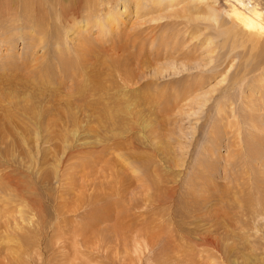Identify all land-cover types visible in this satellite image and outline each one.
Masks as SVG:
<instances>
[{
  "label": "rangeland",
  "instance_id": "1",
  "mask_svg": "<svg viewBox=\"0 0 264 264\" xmlns=\"http://www.w3.org/2000/svg\"><path fill=\"white\" fill-rule=\"evenodd\" d=\"M19 1L18 8L9 4L19 14L54 2L66 5L68 15L81 10L59 37L48 26L46 40H39L26 20L21 31L0 33V76H6L0 93L8 95L0 96V165L22 180L37 177L44 196L40 219L25 203L6 211L0 197L3 256L16 253L14 235L21 232L26 238L31 233L36 245L43 242L32 245L29 264H264V207L253 220L254 186H264V164L247 159V165L240 157L251 138L241 118L248 104L264 132V97L251 89L264 79V27L245 28L233 15H250L253 2L264 15V0H32L31 11ZM86 9L96 17H87ZM111 14L116 19L106 29ZM49 17L45 25H59ZM70 69L82 72L74 76ZM37 71L52 78L46 82ZM125 71L130 81H122ZM242 78L249 86L243 106L246 85L235 86ZM55 79L58 84L51 83ZM97 107L106 112H92ZM49 121L58 125L49 127ZM114 139L123 143L118 151L110 148ZM146 172L158 185L138 181ZM253 174L256 181H243ZM26 221L39 228L30 230ZM194 230L212 232L222 250L195 242Z\"/></svg>",
  "mask_w": 264,
  "mask_h": 264
},
{
  "label": "bare ground",
  "instance_id": "2",
  "mask_svg": "<svg viewBox=\"0 0 264 264\" xmlns=\"http://www.w3.org/2000/svg\"><path fill=\"white\" fill-rule=\"evenodd\" d=\"M15 2L16 3V7L18 8V6L20 5V1L19 0H0V33L2 34V36H3V34H9L12 30H18V31H21L22 29H24V27H23V23H21L20 24V22H22V20H26L27 22H29L31 25L29 26V31H31V32H35V31H39L40 32V35H41V39H39V40H46V36L48 35V34H46L47 33V29H49V27L48 26H51V33H53V34H55L57 37H59L61 34H66V33H68V29H69V26H70V20L71 19H73L74 18V16H76L77 15V13H78V11H80L81 10V8H77V11H76V15H74V14H72V15H68V14H70L72 11L66 6V5H64L63 3H61V2H54V5H52L51 7H49V5L47 6V8H46V6L44 5V6H40L37 10H36V4L35 3H33V1L32 0H22V3H23V7L26 9V10H29V11H31V9L32 10H36V12H27V11H25V12H23L22 14H19V13H17V11L16 10H13L12 11V9L11 8H9L10 6H9V4H11L12 2ZM35 2H36V0H35ZM44 2V1H43ZM42 2V3H43ZM49 2V4H50V1H47V3ZM142 2V1H141ZM14 4V3H13ZM61 4H63L65 7H63V6H61ZM264 5V4H263ZM13 6V5H12ZM21 6H22V4H21ZM20 6V7H21ZM38 6V5H37ZM73 6V5H72ZM250 6V5H249ZM252 11L251 12H249L250 13V15H246V12H240V10L239 11H234V16L241 22V24L245 27V28H250L251 30L254 28L255 29V27H257L258 25L259 26H261V27H264V15H263V10L262 9H260L258 6V4H256V3H252ZM4 7V8H3ZM14 7V6H13ZM49 7V8H48ZM88 7V6H87ZM125 7V6H124ZM137 8V7H136ZM14 9H15V7H14ZM50 9H53V10H51L52 11V14H50ZM67 9H68V13L66 12L67 11ZM212 9V8H211ZM18 10V9H17ZM22 10V9H21ZM86 11H87V17L89 16V17H96V15L95 14H91V12L89 11V10H87L86 9ZM212 13H213V15H214V17H217V14H216V12H215V10H210ZM19 12H20V10H19ZM22 12V11H21ZM74 12V11H73ZM32 13H36V14H34V15H32ZM47 16H50L52 19H54L55 20V22L56 23H58L59 25L61 24V26H59V25H54L55 23H53V25H52V22H49L47 25H45L44 23H43V21H44V19H43V17H46L47 18ZM98 16V15H97ZM117 16V15H116ZM119 16V15H118ZM48 18L49 20L51 19V18ZM120 17V16H119ZM118 17V18H119ZM5 18V19H4ZM45 18V19H46ZM77 18V17H76ZM117 18V19H118ZM39 19V20H38ZM115 20L116 18L114 17V15L113 14H111L110 16H108V18L106 19V21L104 22V24H105V26L107 27L106 29H109V27L107 26V24L108 23H111L112 24V20ZM64 22H63V21ZM94 20H97L96 18H94ZM51 21V20H50ZM103 21V20H102ZM114 23V22H113ZM104 24H102V22L100 23V26L101 27H103V25ZM116 24V23H115ZM97 25L99 26V23H97ZM113 27V26H112ZM70 28H72V27H70ZM105 28V27H104ZM113 29V28H112ZM221 29V28H220ZM253 29V30H254ZM61 30H62V32H61ZM99 30H100V28H99ZM218 30V29H217ZM263 30V29H262ZM70 31H71V29H70ZM77 31V27H76V29H75V32ZM102 31V30H101ZM46 32V33H45ZM79 32V31H78ZM78 32H76V33H78ZM258 32V31H257ZM264 32V31H263ZM61 33V34H60ZM261 33H262V31H261ZM1 34H0V42H2V40H1ZM33 34V33H32ZM60 34V35H59ZM264 34V33H263ZM67 35H69V34H67ZM64 37H66V35H64ZM57 39V38H56ZM80 39V38H79ZM62 41V40H61ZM45 42H47V41H45ZM135 42V41H134ZM61 43V42H60ZM67 43H69V41H66L65 42V46H66V48H67ZM257 43H258V41H257ZM13 44V43H12ZM32 44V43H31ZM64 44V43H63ZM62 44V46H64ZM57 45V44H56ZM35 46V45H34ZM58 46H59V44H58ZM243 46V45H242ZM36 47V46H35ZM34 47V48H35ZM60 47V46H59ZM79 47V46H78ZM82 47V46H81ZM88 47V46H87ZM89 47H91V46H89ZM86 48V47H85ZM2 48L0 47V50H1ZM70 49V48H69ZM88 48H86V50H87ZM4 50V49H3ZM60 50V49H59ZM78 50V49H77ZM70 51V50H69ZM81 51V50H80ZM63 52V51H62ZM76 52V51H75ZM82 52V51H81ZM84 53V52H83ZM63 54V53H62ZM73 55V54H72ZM65 56V55H64ZM61 59H60V63H59V65L61 66V70H64L65 68H67V66L69 65V64H67L66 65V61H64V57H63V55H61V57H60ZM25 59V58H24ZM69 60V59H68ZM83 60V59H82ZM74 63H75V61H74ZM121 64V63H120ZM119 64V66H121ZM26 65V64H25ZM70 65H71V63H70ZM34 66H35V63H34ZM31 67H33V66H31ZM48 67V66H47ZM78 67V66H77ZM10 68H12V67H10ZM83 68V67H82ZM22 69V68H21ZM30 69V68H29ZM31 70V69H30ZM29 70V74H30V71ZM33 70V69H32ZM66 70H68V69H66ZM66 70H64V71H66ZM71 70H73V69H70V71ZM36 71V70H35ZM46 71V70H45ZM77 71H80L79 69H77L76 71H72L73 73H74V76H76L75 75V72H77ZM7 72H9V71H7ZM57 72V71H56ZM59 72H62V74L63 75H66L65 74V72L63 73V71H60L59 70ZM71 72V73H72ZM80 72H82V71H80ZM79 72V73H80ZM132 72V71H131ZM37 73H39L38 74V76L39 75H41V73L42 72H38L37 71ZM47 73V72H46ZM50 73H51V71H50ZM68 74H69V72H67ZM84 73V72H83ZM14 74V73H13ZM53 74V73H52ZM77 74V73H76ZM82 74V73H81ZM73 75V74H72ZM121 75V79H122V81L123 82H126V81H130L131 80V77H132V74L129 72V71H125L124 73H121L120 74ZM18 76V75H17ZM35 76L37 77V75H36V73H35ZM70 76V75H69ZM80 76V74L77 76V78H80L79 77ZM36 77H34V79L36 78ZM41 78H44L45 79V81L48 79H51L50 78V76L49 75H47V74H45V73H43V76L41 75L40 76ZM61 76H58L57 78H60ZM85 77V76H84ZM5 78H6V76H5V74L3 73L1 76H0V85L2 84V81L3 80H5ZM32 78V77H31ZM39 78V77H38ZM70 78V77H69ZM73 78V77H72ZM134 78V77H133ZM9 79H11V78H9ZM16 79V78H15ZM14 79V80H15ZM30 79V78H29ZM19 80V79H18ZM39 80H40V78H39ZM56 80V81H55ZM54 81L55 82H51V83H57V79H55ZM244 80L245 79H240L239 80V82L237 83V84H235V86H239V87H241L242 85H246V83L244 82ZM30 81V80H29ZM64 81V80H63ZM62 81V82H63ZM65 81H68V77H67V79H65ZM71 81H74V79H72ZM263 81V83H264V79H260V80H258L256 83H255V87H253V85L251 86L249 83V85L251 86V89L252 88H255V90H258V91H260L259 92V97H264V86H262V87H260V86H258V82H262ZM35 82V81H34ZM42 82V81H41ZM47 82V81H46ZM131 82H133V81H131ZM6 83V82H5ZM27 83H28V81H27ZM44 83V82H43ZM42 83V84H43ZM50 83V81H49V84H51ZM130 83V82H129ZM254 83V82H253ZM262 83V84H263ZM7 84H9V83H7ZM20 84H22V83H20ZM24 84H26V83H24ZM58 84V83H57ZM234 84V83H233ZM31 85V84H30ZM29 85V86H30ZM46 84H44V85H42V86H45ZM13 86V85H12ZM97 86V85H96ZM234 86V87H235ZM2 87V86H1ZM14 87V86H13ZM21 87V86H20ZM27 87H28V85H27ZM49 87H51V85L49 86ZM80 87H82V86H80ZM79 87V88H80ZM247 87H249V86H245L244 88H242L241 89V97H242V99H241V106H243V102H244V100H246L245 98H246V96L244 95V92L246 91V88ZM43 88V87H42ZM258 88V89H257ZM263 88V89H262ZM93 89V88H92ZM1 90V89H0ZM31 90H32V86H31ZM56 90V89H55ZM18 91V90H17ZM46 92V91H45ZM53 92H55V91H53ZM251 92V91H250ZM87 93V92H86ZM106 93H108V92H106ZM83 94H85V93H83ZM110 94V93H109ZM7 94H3V95H1V93H0V96H2L3 98H5V100L6 99H8L7 98V96H6ZM15 95V94H14ZM86 95V94H85ZM84 95V96H85ZM88 95V94H87ZM20 96V95H19ZM83 96V95H82ZM245 96V97H244ZM252 96V95H251ZM89 97V96H88ZM256 98V97H255ZM88 99V98H87ZM256 99H259V98H256ZM1 100H2V98H1ZM84 100H86V98H84ZM90 100V99H89ZM231 99H229V100H227V101H230ZM253 100V99H252ZM10 101V100H9ZM19 101V100H18ZM254 101V100H253ZM256 101V100H255ZM5 102V101H4ZM7 102V101H6ZM11 102V101H10ZM86 102H87V100H86ZM97 102H100V101H97ZM96 102V103H97ZM88 103V102H87ZM249 103V102H248ZM251 103H252V101H251ZM250 103V104H251ZM1 104V103H0ZM7 104V103H6ZM10 104V103H9ZM89 104V103H88ZM220 104V103H219ZM227 104V102H225V105ZM245 104V103H244ZM253 104V103H252ZM16 105H18V104H16ZM15 105V106H16ZM22 105V104H21ZM90 105V104H89ZM224 105V106H225ZM249 105V104H248ZM245 106L246 107V112L248 111V113H246V114H244V115H242L241 116V118H243L244 119V122L247 124V125H249V127L248 128H246V133H250L249 135L251 136V138L249 137V139H247V147H248V145H252L251 147H250V150L246 147L245 148V150L244 151H240L242 154L240 155V157H241V160H245V164H247V161H249V163L248 164H252L253 163V165L255 164V163H261V164H264V132L262 131V130H259L258 129V126H259V121H257L256 120V116L258 115L257 113V111L254 113V108H252V107H249V106ZM14 106V105H13ZM18 106H20V103H19V105ZM9 107V106H8ZM7 107V108H8ZM58 107V106H57ZM83 107H86V106H83ZM83 107H82V109H83ZM255 107H256V104H255ZM258 107V106H257ZM29 108V107H28ZM36 108V107H35ZM68 108H70V110H71V107H68ZM238 108V107H237ZM29 109H31V108H29ZM161 109V111H162V108H160ZM225 109V108H224ZM239 109H240V107H239ZM245 109V108H244ZM243 109V110H244ZM257 109V108H256ZM7 110V109H6ZM9 110V109H8ZM67 110V109H66ZM66 110H64V112L66 111ZM91 110H92V108H91ZM226 110V109H225ZM18 112L17 113H19L20 114V110H17ZM27 111H28V109H27ZM55 111V110H54ZM63 111V110H62ZM82 111H84V112H86L85 111V109H83ZM100 111H103L104 113L106 112V109H105V107H97L94 111H92V112H94V113H98V112H100ZM239 111V110H238ZM260 111V110H259ZM31 112H33V114H34V112L35 111H31ZM39 112V111H38ZM68 112H69V110H68ZM68 112H66V114L68 113ZM16 113V112H15ZM36 113H37V111H36ZM40 113H42V112H40ZM91 113V112H90ZM9 114H10V117H12V114H11V112H9ZM24 114H25V112H24ZM39 114V113H38ZM36 115V116H39V115ZM57 114H59V113H57ZM56 114V118H58L59 117V115H57ZM85 114H87V112L85 113ZM29 115H31V114H29ZM35 115V114H34ZM42 115V114H41ZM60 115H62V114H60ZM63 115H65V113H63ZM63 115H62V117H63ZM88 115H90L89 113H88ZM6 116V115H5ZM27 116H28V114H27ZM112 116V115H111ZM259 116V115H258ZM17 117V116H16ZM53 117V116H52ZM61 117V116H60ZM59 117V118H60ZM69 117V116H68ZM110 117V116H109ZM19 118V117H18ZM18 118H14V119H17L18 120ZM41 118V117H40ZM58 118V119H59ZM99 118H100V116H99ZM103 118H105V117H103ZM108 118V117H107ZM33 119V118H32ZM34 119H35V117H34ZM37 119H39V118H37ZM50 119V118H49ZM48 119V120H49ZM51 119H54V118H51ZM63 119V118H62ZM64 119H67L66 117H64ZM101 119V118H100ZM106 119V118H105ZM113 119V118H112ZM60 120H61V118H60ZM69 121H70V124H73V123H71L72 121V119L70 120V118L68 119ZM158 120V119H157ZM248 120V121H247ZM65 121V120H64ZM102 121V120H101ZM115 121V120H114ZM74 122H76V120L74 121ZM98 122H99V120H98ZM116 122V121H115ZM100 123V122H99ZM105 123V122H104ZM108 123V122H107ZM46 124H47V122H46ZM64 124V123H63ZM75 124V125H74ZM73 125L74 126H77L76 125V123H74ZM109 124H110V122H109ZM262 124V123H261ZM52 125L54 126V127H56L57 125H56V122L55 121H49L48 122V126L49 127H52ZM97 125H99L98 123H97ZM101 125L102 124H100V128H102L101 127ZM110 126V125H109ZM243 126V125H242ZM62 127L64 128L65 126H63L62 125ZM98 127V128H99ZM104 127V126H103ZM113 127V126H112ZM61 128V127H60ZM97 128V127H96ZM99 128V129H100ZM49 129V128H48ZM105 129V128H104ZM118 129V128H117ZM135 129V128H134ZM26 130V129H25ZM61 130V129H60ZM92 130H93V128H92ZM103 130V129H102ZM152 130V129H151ZM264 130V129H263ZM52 131V130H51ZM240 131V130H239ZM122 132V131H121ZM128 132V131H127ZM156 132V131H155ZM158 132V131H157ZM13 134V133H12ZM120 134V133H119ZM122 134V133H121ZM51 135V134H50ZM50 135L48 136L49 138H47L46 139V142H50V139L52 138V137H50ZM156 135V134H155ZM52 136V135H51ZM130 137V136H129ZM117 139V138H116ZM126 139V138H125ZM115 140V139H114ZM240 141V140H239ZM129 142H131V140L129 141ZM234 142H237L236 144H239L238 143V141H234ZM123 144V143H122ZM121 141H116L115 140V142H113V146H109L110 148H113V149H115L116 148V150L118 151V149H120V148H122L121 147ZM131 144V143H130ZM130 146V145H129ZM245 146V145H244ZM128 147V146H127ZM105 148V147H104ZM154 149V148H153ZM153 149H152V151H153ZM115 150V151H116ZM122 150V149H121ZM102 151H103V148H102ZM104 151H106V150H104ZM143 151V150H142ZM111 152V151H110ZM130 152V151H129ZM88 154L89 152H85V154ZM29 154V153H28ZM166 154V153H165ZM213 155V154H212ZM106 156H108V155H106ZM158 156V155H157ZM209 156H211V155H209ZM145 157V156H144ZM0 158H2V156H0ZM131 158V157H130ZM133 158V157H132ZM142 158H143V155H142ZM152 158V157H151ZM248 159V160H247ZM9 160V159H8ZM82 160H84V158L82 159ZM136 160V159H135ZM150 160V159H149ZM247 160V161H246ZM85 161V160H84ZM137 161H138V158H137ZM146 161L148 162V160L146 159ZM155 161V160H154ZM100 162V161H99ZM136 162V161H135ZM135 162H134V164H135ZM139 163V162H138ZM150 163V162H149ZM3 164V163H2ZM247 164V165H248ZM234 165H236V164H234ZM243 165V164H242ZM73 166V165H72ZM144 166V165H143ZM246 166V165H245ZM137 167V166H136ZM3 168V165H0V197H3V201H4V204H2L1 205V207L2 208H4L6 211H11V210H13L14 208V205L13 204H15V203H17V204H27L28 206H29V208H30V210L29 211H27V212H30V213H32L31 215H33V216H39L40 215V213H38L39 215H37V212H38V210H39V208L43 205V203H42V198H44V196H43V193L41 192V191H39L38 190V184L37 183H34V182H36V178L37 177H30L31 179H28V176H27V180H22V178H19L17 175H14V174H11V173H5V169H2ZM145 168V167H144ZM260 168V167H259ZM137 169V168H136ZM241 169H242V167H241ZM137 170H139V169H137ZM146 170V169H145ZM156 170V168H154V171ZM243 170V169H242ZM264 170V169H263ZM136 171V170H135ZM140 171V170H139ZM260 172H261V170H259ZM258 171V172H259ZM150 172V171H149ZM156 172H158V171H156ZM242 172V171H241ZM133 173V172H132ZM257 173V172H256ZM263 173V171L261 172V174ZM153 174V173H152ZM260 174V173H259ZM251 175V174H250ZM41 176H42V174L39 176V178H41ZM46 177H49L48 175H46ZM67 177V176H66ZM117 177V176H116ZM118 177H120V176H118ZM117 177V178H118ZM152 176L148 173V172H146V173H144L143 175H140V176H138L137 177V179H138V181L141 183H143L144 185H146V186H150L151 185V183H152V185H155V184H157L158 185V178L157 179H155V178H152V182H151V178ZM69 178H72V177H69ZM120 178H122V180L123 179H126V178H123V177H120ZM128 178V177H127ZM34 179V180H33ZM260 179V178H259ZM118 180V179H117ZM120 180V179H119ZM129 180V179H128ZM238 179L237 178H234L232 181H234V183L237 181ZM248 180H252V181H256L257 180V178L254 176V174H253V176H252V178L251 177H249V179H246V180H243V181H246L247 183H249L248 182ZM131 181V180H130ZM243 181H238L239 182V184H241V182H243ZM118 183V182H117ZM119 183H120V181H119ZM143 184H141V185H143ZM170 184V183H169ZM168 184V185H169ZM137 185V184H136ZM145 186V187H146ZM156 186V185H155ZM112 187V186H111ZM124 187V186H123ZM153 187V186H152ZM158 188V187H157ZM156 188V189H157ZM247 188V187H246ZM250 189V188H249ZM155 190V189H154ZM158 190V189H157ZM251 190V189H250ZM256 190V191H255ZM254 191H255V195H256V201H255V207H256V209L257 210H255V214L258 212V208L260 209V208H263L264 207V186H262V185H260V182L258 181L257 182V187H255L254 186ZM120 193V192H119ZM2 194V195H1ZM263 195L262 197H260L259 195ZM48 195H49V193H48ZM6 197H9L8 199L6 198ZM42 197V198H41ZM47 198H49L48 196H47ZM120 198V197H119ZM137 199V198H136ZM154 201V200H153ZM253 201H254V199H253ZM253 201H250V202H253ZM249 202V203H250ZM46 204V203H45ZM253 204H254V202H253ZM249 205H252L251 203L249 204ZM10 206V207H9ZM253 206V205H252ZM251 206V207H252ZM28 207L27 208H22L21 210L23 211L24 210V212H25V210L26 209H29ZM18 210V209H17ZM44 210V209H43ZM242 210V209H241ZM19 211V210H18ZM41 210H39V212H40ZM44 212V211H43ZM30 213H28V214H30ZM41 213H42V211H41ZM106 213V212H105ZM114 214V213H113ZM191 214V213H190ZM192 214H194V213H192ZM254 214V215H255ZM195 215V214H194ZM21 216H23V215H21ZM26 216V215H25ZM32 216V217H33ZM40 216H42V215H40ZM92 216V215H91ZM196 216L198 217L199 216V213L198 212H196ZM248 216V215H247ZM60 217V216H59ZM201 217V216H200ZM210 217H211V214H210ZM260 217V215H259V212H258V214H256V217L255 218H253V220H256V218H259ZM20 218L21 217H19V219L18 218H16V219H18V220H20ZM23 218H24V216H23ZM39 219L41 218V217H38ZM199 218V217H198ZM212 218H213V216H212ZM240 218V217H239ZM25 219H27V217L25 218ZM93 219V218H92ZM208 220H210L209 218H207ZM29 222H30V219H27ZM53 220V219H52ZM16 221V220H15ZM19 222V221H18ZM17 221H16V226H18L19 225V223H18ZM26 223H27V221H26ZM223 224V223H222ZM30 224H28L27 223V226L28 227H31V228H29L30 230H32V228L34 229V228H37L38 226L34 223V222H32L31 223V225L29 226ZM42 225V224H41ZM40 225V226H41ZM45 225V224H44ZM43 225V226H44ZM3 226L4 225H1V222H0V229L1 228H3ZM24 226H26V225H24ZM37 226V227H36ZM221 226H223V225H221ZM20 227V226H19ZM27 227V228H28ZM8 228V227H7ZM9 228H11V226L9 227ZM17 228V227H16ZM27 228H24V230H26V231H28L29 229H27ZM39 228V227H38ZM37 228V229H38ZM42 228V227H41ZM84 228V227H83ZM6 229V228H5ZM15 229V228H14ZM21 230H22V228H20ZM49 229H51V227H49ZM203 229V228H202ZM258 229V228H257ZM18 230H19V228H18ZM23 230V231H24ZM35 230V229H34ZM34 230L32 231V232H34ZM39 230H42V229H39ZM200 230V229H199ZM229 230V229H228ZM30 232V231H29ZM29 232H25V233H29ZM37 232H41L42 233V231H36L35 233H37ZM51 232H52V230H51ZM21 232H19V234H16L15 233V238H16V242H18L17 243V245H16V253H10L8 256H3V255H5L4 253H3V251H2V249H0V264H29V260L31 259V257H33V256H31L32 254H34V252H33V246L32 245H35V246H37V247H40L39 245L40 244H42V243H37V244H39V245H36L35 244V242H33L31 239H28V236H30V234L27 236V238H26V236H21V234H20ZM46 233H48V231L46 232ZM54 234H56L55 232H53ZM225 233V232H224ZM234 233V232H233ZM34 234V233H33ZM32 234V235H33ZM193 234L195 235V237H193V238H195L194 240H195V242H197L198 244H205V245H208V246H210L211 248H213V249H215L216 251H221L222 250V248L221 247H219V242H218V239H216V237L214 236V234L212 233V232H210V231H204V232H199L198 230H194L193 231ZM32 235H31V237H32ZM43 236L45 235V233L43 232V234H42ZM48 235V234H47ZM46 235V236H47ZM49 235H51V234H49ZM34 236H35V234H34ZM36 236H38V233L36 234ZM36 236L35 237H33V238H36ZM46 236H44V237H46ZM39 237L41 238V236H38V239H39ZM50 237V236H49ZM47 238V237H46ZM28 239V240H27ZM49 240H51V241H53L51 238H49ZM55 240V239H54ZM28 241H31L30 243H31V246H30V244L28 243ZM197 244V245H198ZM49 245V244H48ZM34 246V247H35ZM199 246V245H198ZM36 247V249H39V248H37ZM48 247V246H47ZM222 247H224V246H222ZM212 249V250H213ZM224 249V248H223ZM50 251V250H49ZM224 251V250H223ZM35 252H37V251H35ZM225 252V251H224ZM50 253V252H49ZM35 257H37L36 255H35ZM48 257V256H47ZM48 259H46L45 261L46 262H48L47 261ZM227 260V259H226ZM33 261V260H32ZM36 261V260H35ZM51 262V261H50ZM32 263V262H31ZM30 263V264H31ZM46 264V263H45Z\"/></svg>",
  "mask_w": 264,
  "mask_h": 264
}]
</instances>
